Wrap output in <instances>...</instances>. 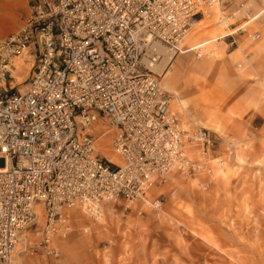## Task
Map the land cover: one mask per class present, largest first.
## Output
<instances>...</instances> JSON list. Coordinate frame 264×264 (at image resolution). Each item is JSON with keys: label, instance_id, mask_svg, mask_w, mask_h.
<instances>
[{"label": "built area", "instance_id": "built-area-1", "mask_svg": "<svg viewBox=\"0 0 264 264\" xmlns=\"http://www.w3.org/2000/svg\"><path fill=\"white\" fill-rule=\"evenodd\" d=\"M221 1L24 0L27 13L0 38V264L23 251L56 257L73 210L97 219L118 199L142 214L161 207L154 189L172 173H210L212 136L182 127L156 66L168 50L200 56L184 37ZM23 54L19 88L9 78ZM108 130L115 162L96 149Z\"/></svg>", "mask_w": 264, "mask_h": 264}, {"label": "rangeland", "instance_id": "rangeland-1", "mask_svg": "<svg viewBox=\"0 0 264 264\" xmlns=\"http://www.w3.org/2000/svg\"><path fill=\"white\" fill-rule=\"evenodd\" d=\"M26 13L24 0H0V38ZM241 25L245 31L236 30ZM255 30L258 37L248 35ZM229 31L237 42L227 47L228 36L217 37ZM183 42L202 44L201 55L176 52L160 84L182 127L212 136L210 173H172L154 189L166 195L161 207L142 214L118 199L105 202L97 219L73 210V227L55 238L56 257L23 251L16 264H77L80 256L85 264L82 252L101 264H264V0H222ZM17 59L9 80L21 88L29 63L27 54ZM111 131L95 134V144L115 162Z\"/></svg>", "mask_w": 264, "mask_h": 264}, {"label": "bare ground", "instance_id": "bare-ground-1", "mask_svg": "<svg viewBox=\"0 0 264 264\" xmlns=\"http://www.w3.org/2000/svg\"><path fill=\"white\" fill-rule=\"evenodd\" d=\"M222 23H225L226 21H221ZM225 24H227V22L225 23ZM191 31V30H190ZM189 31V32H190ZM189 32L185 35V37H184V39L188 36V34H189ZM172 56L173 55H171V52L168 50V51H165L164 52V56H163V58L160 60V62L157 64V66H156V69L158 70V71H161L162 69H165V65H167V64H169V62L171 61L170 59L172 58ZM165 66V67H164ZM14 73V72H13ZM104 155L109 159V160H111V161H113V159L112 158H110L109 156H107V155H110V156H113L111 153H106L105 151H104Z\"/></svg>", "mask_w": 264, "mask_h": 264}, {"label": "crops", "instance_id": "crops-1", "mask_svg": "<svg viewBox=\"0 0 264 264\" xmlns=\"http://www.w3.org/2000/svg\"><path fill=\"white\" fill-rule=\"evenodd\" d=\"M25 3V2H24ZM25 7H26V4H25ZM26 11H27V7H26ZM29 57H30V55H28L27 54V58L29 59ZM17 63H19V59H15V67L13 68V70L15 69V71H16V64ZM12 70V71H13ZM15 71H14V73H15ZM27 73L28 72H26V76H27ZM25 76V77H26ZM25 77H24V79H25ZM10 83H11V81H10ZM110 158H112L113 159V156H110ZM79 242V241H78ZM82 250V249H81ZM82 254H84V255H86V258H87V261H86V263L85 264H101V262L99 261V260H97V259H95V258H93L91 255H89V254H87L86 252H82ZM54 257V256H53ZM81 258V256L79 257V259L77 260L78 262H76L77 264H82V259H80Z\"/></svg>", "mask_w": 264, "mask_h": 264}]
</instances>
